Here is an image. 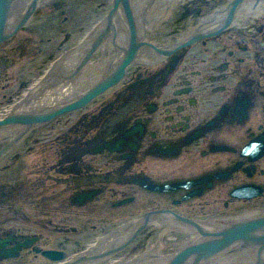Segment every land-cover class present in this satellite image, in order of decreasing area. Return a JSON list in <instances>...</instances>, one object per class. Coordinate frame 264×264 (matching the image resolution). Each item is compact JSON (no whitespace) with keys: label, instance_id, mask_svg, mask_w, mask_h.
Returning <instances> with one entry per match:
<instances>
[{"label":"flooded vegetation","instance_id":"obj_1","mask_svg":"<svg viewBox=\"0 0 264 264\" xmlns=\"http://www.w3.org/2000/svg\"><path fill=\"white\" fill-rule=\"evenodd\" d=\"M190 1L194 8L184 16L190 27H162L167 20L163 11L152 29L156 26V42L148 38L151 22L146 17L137 52L146 46L147 56L142 64L138 60L127 67L141 66L142 73L139 69L131 79L120 77L75 112V120H66L60 135L54 134L58 118L7 126L14 132L0 137V264H23L27 255L45 257L46 249L63 251L74 260L81 241L70 256L65 245L72 240L66 233L82 229L70 223L85 225L89 219L103 225L114 216L104 218L111 200L113 209L134 211L137 191L147 195L138 208L148 209L122 227L137 225L150 234L165 230L168 222L195 227L178 216L207 229L215 221L228 225L236 216L244 221L264 218V0H237L230 20L234 0ZM172 36L167 43L160 41ZM112 52L107 60L114 57ZM50 66L41 65L42 71ZM42 71L36 77L47 84L52 75L42 76ZM39 80H22L20 85L28 89ZM93 82L84 80L81 87ZM40 95L25 99L22 90L1 95L0 102L8 103L0 104V111L9 112L0 114V120L24 115L14 105ZM45 125L48 131L40 137ZM41 189L49 193L39 200ZM24 197L28 209L51 214L47 222L5 209ZM45 199L48 206L42 203ZM239 201H253L254 207L233 215L236 210L229 207ZM48 226L64 242L41 248ZM125 243L99 242V254ZM146 244L129 242L99 264H168L182 248L168 252L166 244L156 242L146 250ZM126 248L129 254L113 259ZM188 259L183 264H194L193 257ZM197 264H264V239L240 240Z\"/></svg>","mask_w":264,"mask_h":264},{"label":"water","instance_id":"obj_2","mask_svg":"<svg viewBox=\"0 0 264 264\" xmlns=\"http://www.w3.org/2000/svg\"><path fill=\"white\" fill-rule=\"evenodd\" d=\"M197 5L200 4L195 6ZM233 7L229 20L238 7L237 0L233 1ZM193 8L194 3L190 0H0V43L2 42L0 44V98L5 93L11 95L15 90H22L24 93L26 88L20 85L22 80H39L40 78L36 75L39 76L38 74L42 71L41 65L51 63L52 66L41 74L46 77H48L46 73L52 75L50 77L52 81H49L50 85L46 92L42 91L43 93L32 99L30 103L24 100L25 102L21 101L14 105L15 111L21 110L27 114L38 115L50 106L76 100L83 95V90L86 91L96 81L116 80L122 77L125 62L145 61L148 53L146 46L139 53L137 51H139L138 40L143 36L142 30L148 21L151 22L148 38L156 42L158 41L155 35L156 26L154 32L152 29L155 24H159L158 19L163 11H165L163 17L167 20L164 24L162 23V27L168 28L181 23L182 31H185L190 27V21L186 18L184 20V16ZM36 10L34 20L28 22ZM146 17H148L147 22H145ZM25 23L27 28L24 26ZM173 37L167 40L163 38L160 41L167 43ZM112 51H115L114 57L111 61L107 60V55L113 56ZM154 53L157 54L155 50ZM84 80H95V82L81 87ZM107 85L109 83L97 85L81 99L65 104L55 112H51L46 117L41 116L35 121H42L44 118H50L64 110L82 105ZM6 103L8 101L0 102V104ZM8 112L6 111L5 114ZM8 121L18 122V115L11 116L3 123L0 121V127L6 126L7 124H2ZM199 217L207 218V216ZM167 225L165 230L158 228L151 234L148 228L141 232L138 229L133 235L132 233L138 228L137 225L131 229L130 226L120 227L86 249L84 252H88L90 256L83 255L75 261H61L53 264H78L79 262L80 264H99V259L105 253L99 255V242H123L130 235L132 236L125 242H129L137 235L131 242L137 245L139 242H147L146 250L152 248L156 242H163L167 245L168 252L196 238L195 229L193 231L182 225L175 226L174 222H168ZM194 225L198 227L201 234L211 236L210 240L186 246L170 264H183L192 254L195 257L194 264H197L238 240L264 239V218L236 222L213 232L205 231L196 223ZM208 225L216 229L222 224L215 221ZM257 233H261L260 236ZM198 238L201 236L198 235L196 239ZM167 242H174L175 245ZM250 243L258 242H248ZM139 251L142 250L139 249ZM43 254L54 261L63 260L66 256L63 252L51 250L44 251ZM126 254H129L128 248L114 255L113 259ZM92 258L97 261L90 263L85 261H91ZM110 261L105 262L112 263Z\"/></svg>","mask_w":264,"mask_h":264},{"label":"rangeland","instance_id":"obj_3","mask_svg":"<svg viewBox=\"0 0 264 264\" xmlns=\"http://www.w3.org/2000/svg\"><path fill=\"white\" fill-rule=\"evenodd\" d=\"M130 63V62H129ZM128 64H126L125 69H124V76L131 79L132 77L136 76L139 72L140 69V73H142L143 68L140 67H135L132 66L130 67V69H127ZM142 64V62H140ZM137 68V69H135ZM80 108H74L73 110H71L69 113H67L68 111L62 112L60 113V115L58 116V119L55 120V128H54V134L56 133V135H60L62 132L60 130V128L62 126H65V121L66 120H70L73 121L76 119V113L77 111H79ZM60 120V122H59ZM48 127L49 125H45L43 127V129H41L39 132V136L42 137L43 136V132L48 131ZM67 127V126H66ZM53 133V132H52ZM51 133V134H52ZM17 188L15 187V190ZM43 189L40 190V194H39V200H41V197L43 194H48L49 192H45L43 193ZM25 194V192H24ZM137 196V201L133 204L134 207H136V210L134 211H128L125 212L126 210L123 209H113L111 206V203L114 200H111L109 202V205L106 206L110 207V209H108L107 211H105V217L107 218L108 215L114 214V216H112V219H108L106 220L103 225L99 224L97 221L92 222V220L87 219L85 225H79L76 222H71L70 225L71 226H80L81 227V231L78 232H73L70 231L68 233H66V235L68 234V236L71 238L72 242L71 244L65 245L68 246V253L69 255L73 256L75 255V249L76 246L78 245L77 241L80 240L81 242H79L80 246V251H85L86 249H88L91 245H93L95 242H97L99 239H101L103 236L117 230L118 228L122 227L123 225H125L127 222H129L130 220H132L133 218L137 217V216H142L143 211H146L148 209V207L146 206H142V208H138L139 205H141V203L145 202V197L147 196L145 193L143 192H139L137 191L136 194ZM227 198V197H225ZM43 204L45 205H49V201L48 199H45L44 201H42ZM26 205H29V202H27V199L24 197L20 200H15V205H12L11 208H9V206H6L5 209L7 211H10L13 215H18L21 217V213H26L27 216H29L32 219H40L41 222H47L48 218L51 216V214H46L43 213L42 211L37 214L35 212V209L33 208H27ZM222 207V204L220 205ZM254 207V202H242L239 201L237 203L231 204L229 209L231 210H236L234 213H232L233 215H239L240 213L246 211V210H252ZM105 208V209H106ZM104 209V210H105ZM219 209V207L216 206V210ZM207 216V215H206ZM25 218V217H24ZM92 222V223H90ZM61 234L58 233V231L54 230L52 227L48 226L47 228L43 229V238L44 241L41 242L42 245H40L41 248H54L57 247L60 243L62 244L61 239H59L58 236H60ZM34 255H27L26 257H24L23 260V264H48V260L41 256L38 255L37 257H35ZM50 261V260H49ZM49 264H53V263H49Z\"/></svg>","mask_w":264,"mask_h":264},{"label":"bare ground","instance_id":"obj_4","mask_svg":"<svg viewBox=\"0 0 264 264\" xmlns=\"http://www.w3.org/2000/svg\"><path fill=\"white\" fill-rule=\"evenodd\" d=\"M129 62H125V66H126V64H128ZM125 66H124V69H125ZM123 76H124V72H123ZM116 80H118V79H116ZM8 125H6V126H1L0 127V137H2L3 135L2 134H4V132H11V133H13L14 132V130H10L9 128L11 127H7Z\"/></svg>","mask_w":264,"mask_h":264}]
</instances>
